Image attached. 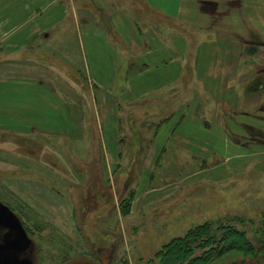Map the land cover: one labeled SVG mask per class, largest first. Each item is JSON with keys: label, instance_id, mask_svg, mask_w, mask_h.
Instances as JSON below:
<instances>
[{"label": "crops", "instance_id": "crops-1", "mask_svg": "<svg viewBox=\"0 0 264 264\" xmlns=\"http://www.w3.org/2000/svg\"><path fill=\"white\" fill-rule=\"evenodd\" d=\"M90 88L106 167L264 166V0H0V132L76 139Z\"/></svg>", "mask_w": 264, "mask_h": 264}, {"label": "rangeland", "instance_id": "rangeland-1", "mask_svg": "<svg viewBox=\"0 0 264 264\" xmlns=\"http://www.w3.org/2000/svg\"><path fill=\"white\" fill-rule=\"evenodd\" d=\"M92 93L76 139L0 132V264H144L206 222L231 224L259 248L262 164L238 161L226 148L189 165L150 168L122 136L121 166L106 167ZM118 123L127 128L125 113ZM257 256L230 252L215 264H264V253Z\"/></svg>", "mask_w": 264, "mask_h": 264}, {"label": "trees", "instance_id": "trees-1", "mask_svg": "<svg viewBox=\"0 0 264 264\" xmlns=\"http://www.w3.org/2000/svg\"><path fill=\"white\" fill-rule=\"evenodd\" d=\"M257 234L259 248L248 239L246 232L231 224L206 222L165 244L144 264H215L230 252L258 259L257 253H264V216Z\"/></svg>", "mask_w": 264, "mask_h": 264}, {"label": "flooded vegetation", "instance_id": "flooded-vegetation-1", "mask_svg": "<svg viewBox=\"0 0 264 264\" xmlns=\"http://www.w3.org/2000/svg\"><path fill=\"white\" fill-rule=\"evenodd\" d=\"M5 219V218H4ZM9 221H13V220H9ZM8 222V221H7ZM8 224L9 225H11V226H13V224L11 223V222H8ZM14 229H15V231H16V228H15V226H14ZM19 229H21V228H19ZM21 233V232H20Z\"/></svg>", "mask_w": 264, "mask_h": 264}]
</instances>
